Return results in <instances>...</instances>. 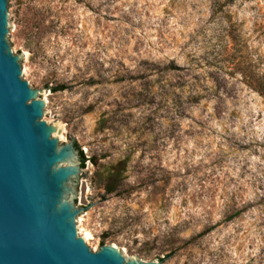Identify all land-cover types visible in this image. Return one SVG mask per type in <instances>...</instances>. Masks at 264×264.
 <instances>
[{
  "label": "rangeland",
  "instance_id": "374dc122",
  "mask_svg": "<svg viewBox=\"0 0 264 264\" xmlns=\"http://www.w3.org/2000/svg\"><path fill=\"white\" fill-rule=\"evenodd\" d=\"M11 1L26 80L88 158L92 250L264 264V0Z\"/></svg>",
  "mask_w": 264,
  "mask_h": 264
},
{
  "label": "water",
  "instance_id": "95a60500",
  "mask_svg": "<svg viewBox=\"0 0 264 264\" xmlns=\"http://www.w3.org/2000/svg\"><path fill=\"white\" fill-rule=\"evenodd\" d=\"M12 31L13 3L0 0V264H160L87 244L80 150L46 120L52 107L26 80Z\"/></svg>",
  "mask_w": 264,
  "mask_h": 264
},
{
  "label": "trees",
  "instance_id": "16d2710c",
  "mask_svg": "<svg viewBox=\"0 0 264 264\" xmlns=\"http://www.w3.org/2000/svg\"><path fill=\"white\" fill-rule=\"evenodd\" d=\"M54 90H57V89H54ZM76 146L78 147L77 149L80 148L78 145H76ZM79 150H80V154H81V164H82V167L84 168L88 158H87V156L85 155V153H84V151L82 149H79ZM118 179H119V177H116L114 179L112 177L111 181L106 184V186L104 188L106 189V191L108 193H113V192L116 191V187H117L116 184L118 182ZM161 260L163 261L164 259H161Z\"/></svg>",
  "mask_w": 264,
  "mask_h": 264
},
{
  "label": "bare ground",
  "instance_id": "6f19581e",
  "mask_svg": "<svg viewBox=\"0 0 264 264\" xmlns=\"http://www.w3.org/2000/svg\"><path fill=\"white\" fill-rule=\"evenodd\" d=\"M88 237V236H87Z\"/></svg>",
  "mask_w": 264,
  "mask_h": 264
}]
</instances>
